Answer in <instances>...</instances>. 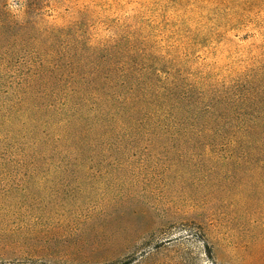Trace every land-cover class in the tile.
I'll list each match as a JSON object with an SVG mask.
<instances>
[{"label":"rangeland","instance_id":"374dc122","mask_svg":"<svg viewBox=\"0 0 264 264\" xmlns=\"http://www.w3.org/2000/svg\"><path fill=\"white\" fill-rule=\"evenodd\" d=\"M52 31L136 53L193 99L264 88V0H0V264H264V143L76 124L17 64Z\"/></svg>","mask_w":264,"mask_h":264},{"label":"trees","instance_id":"16d2710c","mask_svg":"<svg viewBox=\"0 0 264 264\" xmlns=\"http://www.w3.org/2000/svg\"><path fill=\"white\" fill-rule=\"evenodd\" d=\"M6 24L8 30L23 33V25L8 13ZM4 33L7 36L9 32ZM41 37L42 60L17 64L30 72L28 78H46L43 85L55 91L53 96L63 93L62 106L77 110L71 118L76 124H85L88 119L94 125L119 127L203 128L216 140L242 145L264 143V110L258 108L264 101V88L227 100L213 92L199 93L193 99L189 88L176 82L164 83L158 72L140 68L136 53L125 55L114 47L98 45L80 47L79 42L67 48L58 31Z\"/></svg>","mask_w":264,"mask_h":264}]
</instances>
